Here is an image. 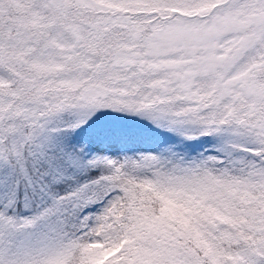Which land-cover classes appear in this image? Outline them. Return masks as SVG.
Wrapping results in <instances>:
<instances>
[{
  "label": "snow or ice",
  "instance_id": "6c2138e0",
  "mask_svg": "<svg viewBox=\"0 0 264 264\" xmlns=\"http://www.w3.org/2000/svg\"><path fill=\"white\" fill-rule=\"evenodd\" d=\"M0 264H264V0H0Z\"/></svg>",
  "mask_w": 264,
  "mask_h": 264
}]
</instances>
